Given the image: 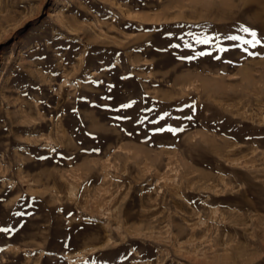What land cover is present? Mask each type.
<instances>
[{
    "label": "rangeland",
    "instance_id": "374dc122",
    "mask_svg": "<svg viewBox=\"0 0 264 264\" xmlns=\"http://www.w3.org/2000/svg\"><path fill=\"white\" fill-rule=\"evenodd\" d=\"M242 25L264 0H0V264H264Z\"/></svg>",
    "mask_w": 264,
    "mask_h": 264
},
{
    "label": "snow or ice",
    "instance_id": "6c2138e0",
    "mask_svg": "<svg viewBox=\"0 0 264 264\" xmlns=\"http://www.w3.org/2000/svg\"><path fill=\"white\" fill-rule=\"evenodd\" d=\"M240 31L246 33L248 36H250L252 39L251 40H243V44L246 45L247 47H244L243 51L250 56L253 55H257V53L254 52H249L248 51V47L251 48H256L257 46L264 48V33H260L257 30H255L254 28L248 27V26H241L240 27ZM227 40L229 41H233V42H239L241 40V37L239 36H235V35H228L226 37ZM196 43H206V44H211V40L205 38V40H200L199 38L196 39ZM178 47V45H177ZM187 47H191V45H187ZM203 54V53H202ZM130 106V105H127ZM187 119L191 120L192 117H186ZM160 131H162L163 129H159ZM168 131L173 132V134H175L178 131H183L182 128L180 129H172V128H168ZM5 231V229L0 228V232Z\"/></svg>",
    "mask_w": 264,
    "mask_h": 264
},
{
    "label": "bare ground",
    "instance_id": "6f19581e",
    "mask_svg": "<svg viewBox=\"0 0 264 264\" xmlns=\"http://www.w3.org/2000/svg\"><path fill=\"white\" fill-rule=\"evenodd\" d=\"M189 1V0H188ZM193 1V0H192ZM207 2V1H206ZM211 2H212V0H211ZM216 2V1H215ZM220 3V2H219ZM199 4V3H198ZM213 4V3H212ZM190 5V4H189ZM193 5V4H192ZM200 5V4H199ZM238 5V4H237ZM188 6V5H187ZM190 11V10H189ZM192 11H194V10H192ZM228 11V10H227ZM235 13V12H234ZM206 16V15H205ZM219 20V19H218ZM214 21V20H213ZM201 81V80H200Z\"/></svg>",
    "mask_w": 264,
    "mask_h": 264
}]
</instances>
